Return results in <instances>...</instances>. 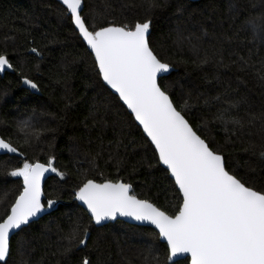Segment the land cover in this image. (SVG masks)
Segmentation results:
<instances>
[{"label": "trees", "instance_id": "16d2710c", "mask_svg": "<svg viewBox=\"0 0 264 264\" xmlns=\"http://www.w3.org/2000/svg\"><path fill=\"white\" fill-rule=\"evenodd\" d=\"M82 16L97 28L149 20L150 46L174 68L161 87L230 173L264 190V32L246 24L264 16V0H84ZM0 54L13 66L0 74V135L22 154L0 155V217L22 191L23 178L10 173L24 159L52 157L57 168L44 186L53 209L13 235L8 264H82L85 257L90 264H170L157 231L121 220L96 226L75 200L93 179L129 183L162 210L182 202L155 148L102 81L67 9L57 0H0ZM25 76L37 87H26ZM221 112L244 127L225 125ZM77 216L91 234L86 247L72 241L66 253Z\"/></svg>", "mask_w": 264, "mask_h": 264}, {"label": "snow or ice", "instance_id": "6c2138e0", "mask_svg": "<svg viewBox=\"0 0 264 264\" xmlns=\"http://www.w3.org/2000/svg\"><path fill=\"white\" fill-rule=\"evenodd\" d=\"M61 3L94 54L99 75L119 94L155 145L158 162L167 166L182 201L178 208L162 210V206L131 194L128 183L87 179L77 188L75 197L86 206L89 223L100 225L117 215L150 222L166 240L169 260L187 253L191 264H264V190L246 186L230 173L224 156L197 134L199 126L194 128L162 89L158 74L168 73L171 65L162 62L150 46L151 22L97 28L81 15L82 0ZM246 24L254 32H264V16L251 18ZM31 51L36 53L37 49ZM12 67L9 58L0 54V71ZM24 83L37 87L26 76ZM224 116L221 112L218 118L225 125L231 123L233 130L244 127L240 119L228 121ZM0 149L17 152L4 139H0ZM48 171L57 173L52 157L46 163L24 159L22 166L10 173L23 178V188L10 211L0 217V264H8L16 230L45 210L41 180ZM55 203L47 200V208L52 209ZM82 219L77 216L70 222L66 253L71 251L72 241L75 246H87L91 233ZM81 234L84 238L78 239ZM82 264H90V260L85 257Z\"/></svg>", "mask_w": 264, "mask_h": 264}, {"label": "water", "instance_id": "95a60500", "mask_svg": "<svg viewBox=\"0 0 264 264\" xmlns=\"http://www.w3.org/2000/svg\"><path fill=\"white\" fill-rule=\"evenodd\" d=\"M59 3H61V0H57ZM194 1V0H193ZM62 4V3H61ZM64 6V5H63ZM65 8H66V6H64ZM83 9H84V0H82V11H83ZM69 15H70V13H69ZM81 15H82V12H81ZM73 22V21H72ZM74 24V23H73ZM74 27H75V25H74ZM76 28V27H75ZM76 30L78 31V29L76 28ZM90 30V29H89ZM78 33H79V31H78ZM80 35V34H79ZM81 37V36H80ZM82 38V37H81ZM82 40H83V38H82ZM84 43L86 44V42L84 41ZM86 46H87V44H86ZM88 47V46H87ZM88 49L90 50V52H91V49L88 47ZM92 53V52H91ZM155 53V52H154ZM93 54V53H92ZM93 56H94V54H93ZM159 58V57H158ZM94 59H95V57H94ZM160 59V58H159ZM162 61V60H161ZM163 62V61H162ZM98 67V66H97ZM99 70V69H98ZM174 70V68L171 66V68H170V70L168 71V73H166V74H158V83H160V78H162V77H164V76H167V75H169L172 71ZM6 71H13V67L12 68H5L3 71H0V74L1 75H3ZM102 78V77H101ZM102 81H103V79H102ZM104 82V81H103ZM23 83H24V79H23ZM104 84L115 94V95H117L118 96V98H119V94L114 90V89H112L111 88V86H109V85H107L106 84V82H104ZM24 85L26 86V87H28V88H31L29 85H27V84H25L24 83ZM31 89H34V88H31ZM163 89V88H162ZM169 95V94H168ZM169 97H170V95H169ZM120 99V98H119ZM170 99H171V97H170ZM172 100V99H171ZM120 101L124 104V106L127 108V105L120 99ZM173 104H174V102H173ZM174 106H175V104H174ZM176 107V106H175ZM127 110L131 113V110L130 109H128L127 108ZM178 110V109H177ZM179 111V110H178ZM132 114V113H131ZM133 115V117H134V119H135V116H134V114H132ZM186 118V117H185ZM187 119V118H186ZM188 120V119H187ZM135 121H136V123L138 124V126L141 128V130L143 131V133H144V135L147 137V134L144 132V130H143V126L142 125H140L139 124V121H137L136 119H135ZM190 123V122H189ZM198 134V133H197ZM199 135V134H198ZM148 138V140L150 141V143H151V140H150V138L149 137H147ZM202 138V137H201ZM0 139H3L2 138V136L0 135ZM202 139H204V138H202ZM6 141V140H5ZM7 142V141H6ZM152 144V143H151ZM153 145V147L155 148V145L154 144H152ZM14 147V146H13ZM1 154H10V155H16V156H22V154L17 150V152L16 153H11V152H8L7 150H4V149H0V155ZM157 155H158V153H157ZM158 158H159V156H158ZM41 163V162H40ZM166 170H167V166L166 165H163L162 163H160ZM51 174H52V172L51 171H48V172H46L45 174H44V176L42 177V180H41V185H42V190H43V197H42V201L44 202V186H45V182H46V180L51 176ZM169 175H170V177H171V174H170V172H169ZM173 180H174V178L173 177H171ZM96 181V180H95ZM97 183H103V182H99V181H96ZM112 182H114V181H112ZM116 182H123L122 180H120V181H116ZM123 183H125V182H123ZM129 184V183H128ZM131 185V184H130ZM132 186V185H131ZM247 186V185H246ZM178 188V187H177ZM131 194H133L132 192H131ZM138 197V196H137ZM139 198V197H138ZM139 199H142V198H139ZM75 200L78 202V204L80 205V206H82L84 209H86V206H84V205H82V202L81 201H79V200H77L76 199V197H75ZM151 202V201H150ZM15 203V202H14ZM53 209V208H52ZM52 209H49V208H47V205H45V210L42 212V213H39L36 217H33V218H30V221H29V223L27 224V225H29L30 223H32V222H34V221H37V220H39L40 218H42L43 216H45L46 214H48V213H50L51 212V210ZM117 220H121V221H125V222H127V223H129V224H132V225H137V226H143V227H150V228H152V229H154L155 231H157V233H158V229H156V227L154 226V225H152V224H150V222H147V221H137V220H135L134 218H132V217H128V216H120V215H117L115 218H113V219H107V220H104V221H102L101 222V224L100 225H96L95 224V222L93 221V223L96 225V226H103V225H105V224H108L109 222H115V221H117ZM27 225H22L21 226V229L22 228H24V227H26ZM20 229V230H21ZM20 230H16V233L17 232H19ZM13 237V236H12ZM159 239H160V241L161 242H163V243H165L166 245H167V242H166V240H164L162 237H160L159 236ZM181 259H189V264H191V257H190V254H187V253H183V254H178L177 256H174V257H172L170 260L168 259V262L171 264V263H174V262H177V261H179V260H181Z\"/></svg>", "mask_w": 264, "mask_h": 264}]
</instances>
